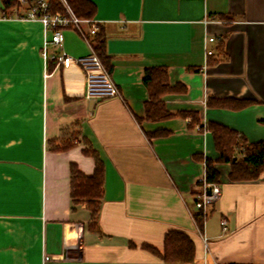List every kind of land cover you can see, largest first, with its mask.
I'll use <instances>...</instances> for the list:
<instances>
[{
  "label": "crops",
  "instance_id": "crops-1",
  "mask_svg": "<svg viewBox=\"0 0 264 264\" xmlns=\"http://www.w3.org/2000/svg\"><path fill=\"white\" fill-rule=\"evenodd\" d=\"M92 1L119 97L86 98L78 65L50 60L45 75L42 23L5 16L0 0V264H264V172L232 181L230 164L216 163L221 198L202 230L194 219L204 158L218 156L197 125L264 141V0ZM63 33L66 53L91 52L74 28ZM156 66L175 88L162 95L171 116L152 120L144 76ZM222 101L248 104L210 106ZM85 149L105 168L94 229L88 203L71 195L72 165L95 170ZM172 229L194 240V261L166 262L143 247L162 251ZM66 248L79 256L63 257Z\"/></svg>",
  "mask_w": 264,
  "mask_h": 264
},
{
  "label": "trees",
  "instance_id": "trees-1",
  "mask_svg": "<svg viewBox=\"0 0 264 264\" xmlns=\"http://www.w3.org/2000/svg\"><path fill=\"white\" fill-rule=\"evenodd\" d=\"M52 4L54 11L64 10L60 2L53 1ZM69 4L79 17H95L96 5L92 0H69ZM7 5L9 6V4ZM98 34L99 30L92 39V45L105 67H108L104 38ZM144 82L148 86L151 96V100L146 105L147 118L158 120L170 117L171 113L162 100L163 94L175 88V86L169 84L167 69L162 66L147 68ZM218 103H211L210 106L239 108L248 104L246 101H238V103L233 104L227 101ZM182 114L185 116L191 115L193 124L199 121V115L196 111H184ZM198 125L200 129L204 128L202 124ZM205 126L212 134L214 145L218 152V156L215 159L211 157L204 158L208 182L219 181L220 173L216 168V163L221 162L230 164L229 178L232 181L254 180L264 172V141L247 144L235 129L215 121H210ZM85 152L94 156L96 160L95 170L93 174L87 175L75 163L72 165L71 195L73 203H79L80 201L88 203L92 217L90 227L94 229L97 226L96 221L99 217L105 191V168L103 160L95 150L85 149ZM238 154H241V157H237ZM196 216L198 225L202 230L204 220L199 217L200 213ZM143 247L156 253L166 262H191L196 257L194 240L181 230L172 229L166 232L162 251L150 244H144Z\"/></svg>",
  "mask_w": 264,
  "mask_h": 264
},
{
  "label": "built area",
  "instance_id": "built-area-1",
  "mask_svg": "<svg viewBox=\"0 0 264 264\" xmlns=\"http://www.w3.org/2000/svg\"><path fill=\"white\" fill-rule=\"evenodd\" d=\"M4 10L8 13L5 16H17L38 20L44 28V41L42 47V57L45 68V75L48 72V62L55 61L63 68L71 65H78L82 68L85 74V93L84 96L88 99H105L119 97L120 92L116 84L112 80L107 68L102 60L95 52L92 39L99 30V23L95 18L79 17L75 14L69 4V0H2ZM53 1L60 2L64 10L54 11ZM8 2V3H7ZM9 4V6L7 5ZM74 28L81 37H83L91 46L92 50L89 54L74 57L69 55L63 49L64 29ZM50 46L58 49V52L52 51ZM212 50L207 49V54H211ZM200 129V126L197 125ZM206 130V126H204ZM222 195V188L218 182H208L206 173L199 179V189L195 193V221L197 223V214L200 213V218L204 222L207 218L213 204L217 202ZM221 224L224 229L227 228V220L221 219ZM198 225V223H197ZM201 230L200 226L198 225ZM204 243L208 245V239L204 237ZM75 249L80 250L79 243L73 245ZM63 257L77 258V251L65 249ZM47 256L45 255V260ZM218 264V263H215Z\"/></svg>",
  "mask_w": 264,
  "mask_h": 264
},
{
  "label": "rangeland",
  "instance_id": "rangeland-1",
  "mask_svg": "<svg viewBox=\"0 0 264 264\" xmlns=\"http://www.w3.org/2000/svg\"><path fill=\"white\" fill-rule=\"evenodd\" d=\"M51 49V48H50ZM197 223H198V221H197Z\"/></svg>",
  "mask_w": 264,
  "mask_h": 264
}]
</instances>
